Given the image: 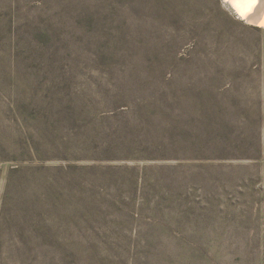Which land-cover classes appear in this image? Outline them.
<instances>
[{
    "label": "rangeland",
    "instance_id": "374dc122",
    "mask_svg": "<svg viewBox=\"0 0 264 264\" xmlns=\"http://www.w3.org/2000/svg\"><path fill=\"white\" fill-rule=\"evenodd\" d=\"M0 264H264V28L0 0Z\"/></svg>",
    "mask_w": 264,
    "mask_h": 264
},
{
    "label": "bare ground",
    "instance_id": "6f19581e",
    "mask_svg": "<svg viewBox=\"0 0 264 264\" xmlns=\"http://www.w3.org/2000/svg\"><path fill=\"white\" fill-rule=\"evenodd\" d=\"M239 18L250 25L264 28V0H225Z\"/></svg>",
    "mask_w": 264,
    "mask_h": 264
},
{
    "label": "water",
    "instance_id": "95a60500",
    "mask_svg": "<svg viewBox=\"0 0 264 264\" xmlns=\"http://www.w3.org/2000/svg\"><path fill=\"white\" fill-rule=\"evenodd\" d=\"M253 26H255V25H253Z\"/></svg>",
    "mask_w": 264,
    "mask_h": 264
}]
</instances>
